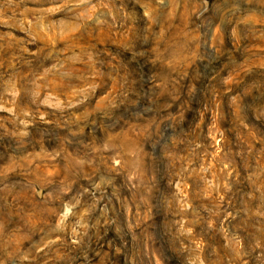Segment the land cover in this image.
<instances>
[{"label": "rangeland", "instance_id": "1", "mask_svg": "<svg viewBox=\"0 0 264 264\" xmlns=\"http://www.w3.org/2000/svg\"><path fill=\"white\" fill-rule=\"evenodd\" d=\"M0 264H264V0H0Z\"/></svg>", "mask_w": 264, "mask_h": 264}]
</instances>
